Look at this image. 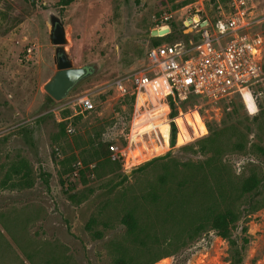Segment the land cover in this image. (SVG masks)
I'll return each mask as SVG.
<instances>
[{
    "label": "rangeland",
    "instance_id": "obj_1",
    "mask_svg": "<svg viewBox=\"0 0 264 264\" xmlns=\"http://www.w3.org/2000/svg\"><path fill=\"white\" fill-rule=\"evenodd\" d=\"M57 1L0 0V264H113L107 242L123 230L120 209L138 191L139 177L156 173L161 162L203 158L186 147L208 135L209 123L216 128L239 127L241 121L251 129L250 141L256 139L252 118L264 100V82L215 101L190 97L169 107L176 113L172 120L163 112L167 97L159 103L161 90L146 101L137 100L135 93L121 96L108 86L142 67L154 40L187 41L190 28L178 19L168 22L169 27L156 28L154 35L163 36L169 28L171 34L152 38L154 19L164 10L200 0H74L62 14ZM203 4L202 13L210 17L225 10L223 6L214 10L211 0ZM49 10L61 15L74 65L101 66L59 101H50L42 87L55 70ZM260 30L264 65V22ZM87 90L95 93L94 108L66 119L67 111L73 110L61 107ZM170 122L176 127L173 145ZM68 123L71 132L66 131ZM102 140L113 141L111 157H94ZM224 158L238 176L264 168V158L249 148L227 151ZM12 164L24 165L26 176L8 174ZM24 180L30 184H22ZM93 217L95 222L90 223ZM247 219L242 217L234 228L239 241L248 238L241 264H260L264 207ZM228 249L227 240L209 231L190 247L185 264H232ZM182 253L154 264H177Z\"/></svg>",
    "mask_w": 264,
    "mask_h": 264
},
{
    "label": "trees",
    "instance_id": "obj_2",
    "mask_svg": "<svg viewBox=\"0 0 264 264\" xmlns=\"http://www.w3.org/2000/svg\"><path fill=\"white\" fill-rule=\"evenodd\" d=\"M73 1L58 0V12L62 14ZM211 2L214 10L220 6L225 10L229 8L228 0ZM158 44L159 41L154 40L151 46ZM98 98L102 100L104 95ZM130 98L133 100L134 96ZM257 107L252 118L257 129L254 141L249 139L250 127L241 121L239 127L230 124L216 128L209 123L208 135L195 145L186 147L203 158L161 162L156 173L137 179L138 191L131 193L120 209L119 221L123 230L107 242L113 264H154L164 257H176L181 252L184 253L177 264H185L192 254L188 251L190 247L209 231L227 240L230 262L241 264L248 238L245 235L239 241L234 228L242 217L247 221L250 214L264 207V168L254 167L248 174L238 176L224 155L227 151L239 149L241 152L249 148L250 153L264 158V100ZM68 112L65 117L70 114ZM175 114L173 110L170 112L171 117ZM59 125L63 129V123ZM168 127L169 144L173 145L176 127L173 122ZM112 145L113 141L102 140L95 148L94 157H111ZM23 168L24 165L12 164L8 174L26 176ZM27 183L30 184L24 180L22 184ZM95 219L93 217L89 222L93 223ZM103 224L108 225L105 221ZM242 231L246 232L247 226H243ZM97 235L101 237V233L97 232Z\"/></svg>",
    "mask_w": 264,
    "mask_h": 264
},
{
    "label": "built area",
    "instance_id": "obj_3",
    "mask_svg": "<svg viewBox=\"0 0 264 264\" xmlns=\"http://www.w3.org/2000/svg\"><path fill=\"white\" fill-rule=\"evenodd\" d=\"M203 1L164 10L154 19V28L169 27L168 22L178 19L190 28L191 37L187 41L150 46L142 67L113 79L108 86L121 96L135 93L137 100L146 101L161 90L159 103L167 97L163 112L170 115V106H179L191 96L215 101L264 82L260 30L264 22V0H228L229 8L221 9L215 17L202 13ZM169 33L170 28L163 36L153 37ZM94 94L92 90L81 92L71 103L61 107L73 110L66 119L93 109ZM201 125L206 131L204 123ZM72 129V124L68 123L66 131ZM260 264H264V253Z\"/></svg>",
    "mask_w": 264,
    "mask_h": 264
},
{
    "label": "water",
    "instance_id": "obj_4",
    "mask_svg": "<svg viewBox=\"0 0 264 264\" xmlns=\"http://www.w3.org/2000/svg\"><path fill=\"white\" fill-rule=\"evenodd\" d=\"M47 18L49 42L54 45L55 70L42 87L52 99L59 101L67 97L81 82L94 76L101 66L98 62L75 66L66 49L69 41L61 15L54 10H49ZM155 32L156 29L153 28L151 35L153 36Z\"/></svg>",
    "mask_w": 264,
    "mask_h": 264
},
{
    "label": "snow or ice",
    "instance_id": "obj_5",
    "mask_svg": "<svg viewBox=\"0 0 264 264\" xmlns=\"http://www.w3.org/2000/svg\"><path fill=\"white\" fill-rule=\"evenodd\" d=\"M250 111H255V108L254 107H250Z\"/></svg>",
    "mask_w": 264,
    "mask_h": 264
},
{
    "label": "bare ground",
    "instance_id": "obj_6",
    "mask_svg": "<svg viewBox=\"0 0 264 264\" xmlns=\"http://www.w3.org/2000/svg\"><path fill=\"white\" fill-rule=\"evenodd\" d=\"M158 29H159V27H158Z\"/></svg>",
    "mask_w": 264,
    "mask_h": 264
}]
</instances>
